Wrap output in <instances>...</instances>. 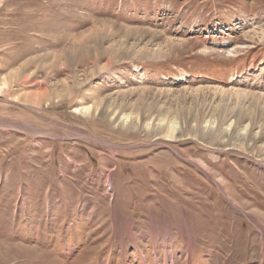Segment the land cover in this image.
Instances as JSON below:
<instances>
[{
	"label": "rangeland",
	"instance_id": "rangeland-1",
	"mask_svg": "<svg viewBox=\"0 0 264 264\" xmlns=\"http://www.w3.org/2000/svg\"><path fill=\"white\" fill-rule=\"evenodd\" d=\"M2 78L0 264H264V0H0Z\"/></svg>",
	"mask_w": 264,
	"mask_h": 264
},
{
	"label": "bare ground",
	"instance_id": "bare-ground-1",
	"mask_svg": "<svg viewBox=\"0 0 264 264\" xmlns=\"http://www.w3.org/2000/svg\"><path fill=\"white\" fill-rule=\"evenodd\" d=\"M6 79H7V77H6ZM5 79V80H6ZM5 82L6 81H4V79L2 78L1 79V82H0V88L1 87H3L4 85H5ZM78 110H82V111H85V112H87V111H90V110H92L91 108H90V110H89V108L88 107H81V108H77ZM95 110V109H94ZM96 112V111H95ZM175 122H170V128H172V127H174L175 126ZM166 136H173L174 134H175V130L174 129H171L170 131H167L166 133ZM164 134V135H165ZM189 251H190V248L188 249ZM155 264H159L158 262H156ZM170 264H179V261L178 260H174V258L173 257H171L170 258ZM187 264H190V257H189V260H188V263Z\"/></svg>",
	"mask_w": 264,
	"mask_h": 264
}]
</instances>
